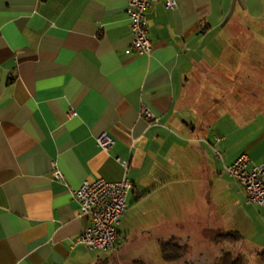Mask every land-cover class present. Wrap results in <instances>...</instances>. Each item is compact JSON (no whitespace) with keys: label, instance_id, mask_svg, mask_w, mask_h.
<instances>
[{"label":"crops","instance_id":"obj_1","mask_svg":"<svg viewBox=\"0 0 264 264\" xmlns=\"http://www.w3.org/2000/svg\"><path fill=\"white\" fill-rule=\"evenodd\" d=\"M174 1L145 11L140 56L128 0H0V264L144 263L167 221L264 251V209L223 171L264 164V0ZM96 178L132 184L111 251L75 242L90 221L70 190Z\"/></svg>","mask_w":264,"mask_h":264},{"label":"built area","instance_id":"obj_2","mask_svg":"<svg viewBox=\"0 0 264 264\" xmlns=\"http://www.w3.org/2000/svg\"><path fill=\"white\" fill-rule=\"evenodd\" d=\"M156 0H128L125 10L131 33L130 50L136 55L149 56L151 43L148 39L147 23L144 13ZM167 9H174V0H163ZM71 111L69 116H73ZM140 116L149 124H157V117L144 105ZM97 145L108 149L113 140L102 134L96 140ZM247 155H240L232 164L225 166L223 171L231 176L245 194L248 204L264 209V164L249 166ZM51 177L62 178L61 172L52 164ZM132 184L126 179L108 182L103 179H86L76 189H71L72 197L79 205L80 216L87 218L90 225L86 226L75 242L86 249L98 252L111 251L118 239V224L126 212V196Z\"/></svg>","mask_w":264,"mask_h":264},{"label":"rangeland","instance_id":"obj_3","mask_svg":"<svg viewBox=\"0 0 264 264\" xmlns=\"http://www.w3.org/2000/svg\"><path fill=\"white\" fill-rule=\"evenodd\" d=\"M197 221L196 223H198ZM170 222L167 221L162 227L159 226L157 229L150 231L147 239L142 240L140 243L138 256L145 264H224L226 254H230L231 259L242 256L246 264H263L257 256L258 251L245 247L241 242L217 244L216 237L219 232L215 231V226L205 228L201 225L192 224L191 228L197 231L189 234V237H185L187 241H181L178 236L186 234L189 228L178 225V222L170 225ZM169 239H175L183 247L181 258L173 263L163 262L158 249L159 240L164 242Z\"/></svg>","mask_w":264,"mask_h":264},{"label":"trees","instance_id":"obj_4","mask_svg":"<svg viewBox=\"0 0 264 264\" xmlns=\"http://www.w3.org/2000/svg\"><path fill=\"white\" fill-rule=\"evenodd\" d=\"M241 236L237 232L221 233L216 237V243L219 245L234 244L241 241ZM160 258L163 262L173 263L178 261L183 254V247L175 239H170L159 243ZM257 256L259 261L264 264V251H258ZM224 264H246L245 259L242 256H238L236 259H231L230 254L224 256ZM135 264H144L137 262Z\"/></svg>","mask_w":264,"mask_h":264}]
</instances>
